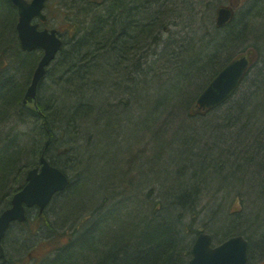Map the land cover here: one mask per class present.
I'll use <instances>...</instances> for the list:
<instances>
[{
  "label": "trees",
  "instance_id": "16d2710c",
  "mask_svg": "<svg viewBox=\"0 0 264 264\" xmlns=\"http://www.w3.org/2000/svg\"><path fill=\"white\" fill-rule=\"evenodd\" d=\"M57 1L52 10L56 11L57 17L54 18L57 19L58 15L62 17L57 28L64 37V44L56 59V71L57 73L59 71V75L56 76L58 77L56 79V91L59 92V104H53L49 101L47 106L46 101L40 99L39 109L43 114L41 111H35L29 104H22L20 96L23 93V86L15 83L13 76L6 77L5 85L3 84L0 88V138L6 134L7 140L10 135L6 130L8 124L17 121L16 119H19L20 116L23 118L22 120L19 119L18 124L28 126L27 132L23 133L22 137L28 136L29 131L32 130V137L29 140H21L20 135V138L14 136L13 140L16 142L13 147H7L13 142L9 140L7 146L5 145V148L0 149V212L9 206L7 204L11 203L12 195L24 185L27 170L38 166L43 154L53 165L60 167L67 174L69 165L74 168L77 167L79 170L84 169V173H90L94 170V160H97L96 155H92L90 150L96 151L98 147L103 150L101 152V158L104 157L102 161H110L109 166L112 161L114 164L117 163V167L113 171L108 170L102 178L97 180L99 184L105 182L103 185L105 186V194H102L105 197L100 196V200L107 202L108 193L113 195L117 186H121L119 189L117 188L120 193L116 195H123L122 199L118 200L119 203L124 204L126 196L129 195L140 202L139 207L131 215L132 220L127 222L122 219V214L116 210L117 208H114L113 214L110 213L108 216L98 215L100 218H97V214H94L96 218L88 220L81 227L82 230H78V238L72 240L44 264H50L56 258L59 262H53L55 264H73V260L76 262L77 256L79 257L81 251L86 247L80 243V238L83 237H88L90 241L87 246L91 248V262L88 260L87 264H188L192 256L194 242V238L189 237L188 230L195 234L201 231L194 227L200 214H206L207 217L215 208L218 210L215 212L219 213L221 210L224 212V203H220L221 207L217 204L208 207L209 205L205 206L204 200L207 196L208 198L213 196L214 200H218L221 196L228 195L227 188L223 187L222 184L232 180L236 181L240 188H245V193L238 191L244 200L247 197L250 199L252 197L255 200V206L251 211L252 219L250 217L246 219L242 216L244 211L227 214L224 212L226 220L222 226L215 227V224L211 228L214 240L221 242L235 234H243L249 241L250 261L253 259V252H256L260 259H264V151L258 147L264 144V55L261 61L254 60L243 82L229 100L213 109L202 112L194 111L197 98L208 82L228 61L244 52V47H232L231 43H233L235 35L239 34L243 37L252 28V23L249 20L252 7L247 6L239 14L236 13L228 24L222 27L217 25V28L214 27L216 31L223 30L221 31L224 32V35L222 34L223 40L215 44L214 41L211 42L213 52L205 61L197 63L198 66H193L197 61L194 58L192 60L184 57L179 58V61H182L185 67L187 66L184 71L190 67L193 72L188 73L186 71L184 73V80L192 79V89L188 95L181 98V104H178L180 110L176 107L177 115L186 112L189 119L202 118L210 128H215L217 126L216 121L226 117L223 120L226 123L219 122V131L229 132L235 128V132H229L230 134L225 140L220 138L218 148L211 147V149L209 145L205 144L206 147L202 148L204 155H202L195 150L198 141L190 140L185 134L181 139H178L171 133L172 127L171 139L168 136L164 138L163 134L162 137L165 142L159 147L155 141L156 147L153 148V151H159L155 156L157 158L152 159L151 157H134L133 150H131L137 144L139 135L145 134L144 122L138 124L137 138L130 137V141L136 143L130 148H126L125 141L120 143L115 138L117 131L114 129L116 125L113 124V121L118 115H115L114 109L118 106L128 108L133 99L130 94L141 91L139 90L141 82L137 78H133V73L136 75L140 73L141 77L145 76V72L142 73L140 70L129 72L135 59L133 51L140 53L143 43L147 47L161 44V30L168 27L170 21L183 16L184 10L188 11L189 2L195 4V7L200 11L199 14L206 11L204 18L207 19L208 17V23L209 21L212 22L213 19L210 15L211 10L214 9V0ZM165 3L169 4L165 6ZM172 4H175L177 8H173L174 6L170 8ZM216 7L215 9H218ZM14 9L16 8L10 0H0V52L5 54V52L11 51L14 53L13 63L22 72L24 71L25 77H27L37 62V57L34 55L36 51L25 52L22 50L18 36L15 35L14 25L18 19V13H14ZM237 22L240 24H236ZM216 38H220V36ZM12 44L13 47H9ZM225 48L231 49L220 55L219 51ZM199 53L202 54V52ZM115 57L124 58L125 63H122L129 64L130 67H124L125 65L117 63ZM127 76L129 80L126 78ZM130 76L132 77L130 78ZM249 77H251L249 85L253 91L247 90L242 93L243 83ZM7 80L13 83L11 89H8L7 83H5ZM156 81L159 83V79ZM180 82H183V79ZM168 83L173 85L171 82ZM111 84L124 90L113 93ZM135 85L139 89L136 87L131 92L132 89L130 88ZM162 91L165 93L163 97L170 98L165 87ZM240 93L241 95L238 97ZM139 99L145 98L142 99L139 96ZM172 99L170 98V101ZM221 109L223 112L213 114L215 111H221ZM254 117L259 119L258 122L253 121ZM71 118L73 124L69 122ZM125 119L129 120L126 117ZM93 122H99V127L94 129ZM76 123L88 124L92 132L91 134H85L82 131L72 133L75 134L76 139L79 141L82 139L84 141L82 143L85 144L82 146L81 152L76 153L75 161H71L72 159L69 161L65 158L67 161L63 160V162L59 157L55 159L54 157L51 158L50 155L48 156L47 153L51 151L53 145L56 146L61 141L59 129L63 132L70 125L76 127ZM32 125L34 128H31ZM239 125H241V132L236 131ZM133 127L135 126L133 125ZM190 129L184 128L185 133L187 134ZM196 130L200 129L197 128ZM127 131L124 132L126 137L129 135V130ZM146 133H154L153 136H150L154 141L157 129L152 130L148 127ZM223 136L226 137V134ZM230 139L233 142L229 145ZM155 140L157 139L155 138ZM213 145L216 146V144ZM86 146L88 148L84 149ZM71 147L69 146V149ZM110 148L113 150L120 149L118 158L112 156L113 152L108 155ZM122 152L123 156L127 157L125 160H120ZM60 155L63 158L65 154L61 153ZM161 158L162 161H160ZM154 159L155 165L149 166V162ZM146 160L148 162H145ZM164 160L166 163L163 165ZM89 161H91V168L87 170L82 165ZM126 161H129L131 165L127 166ZM137 162H142L147 167H151L147 168L148 174L143 176L141 169L143 165L140 166ZM124 165L126 170L123 168ZM153 167L158 169L157 172L154 171ZM23 168L27 170L25 169L26 172L20 176V171ZM128 170L133 177L128 176L126 180H123V173ZM135 174H138V179L134 177ZM207 181L210 184L216 183L211 189H217L214 192H217L218 195L211 190L207 191V189L202 188L201 184ZM217 182L220 183V186L217 185ZM98 183L94 185L97 188L96 193L99 189ZM145 184L153 186L149 187L150 185ZM136 185L139 186V190H135ZM71 187L72 181L55 198L66 193L65 191ZM148 187L149 189L146 190ZM75 191L77 193L78 190ZM218 191H223L222 195H219ZM229 197V195L226 196L227 199ZM143 205L146 207L141 208ZM122 207L118 206L120 211ZM46 212L47 210L40 213L36 209L34 213V209H29L28 219L20 225L26 228V233H31L36 229L37 232H34V235L37 234L38 236L41 235L40 232L45 230L44 234L47 235L48 233L52 237L58 233L57 221L61 220L60 222H62V219L65 221L68 216L76 220L86 217V215H82L83 212L78 215L76 210H68L64 212L62 219L56 221L48 219L47 221ZM115 214L118 215L119 221L114 217ZM253 218L256 222H253ZM121 220L125 224L122 226L124 228L120 230L118 226ZM20 236V243L21 240L23 243V236ZM73 247L74 249L79 248L78 254H76L77 251L75 254L72 253ZM63 255H67V258L63 259ZM80 262H83V259L80 258Z\"/></svg>",
  "mask_w": 264,
  "mask_h": 264
},
{
  "label": "rangeland",
  "instance_id": "374dc122",
  "mask_svg": "<svg viewBox=\"0 0 264 264\" xmlns=\"http://www.w3.org/2000/svg\"><path fill=\"white\" fill-rule=\"evenodd\" d=\"M56 2L58 1L57 0L49 1L48 6L45 9V13L48 15V20L45 23H43V26L53 28V27H57L58 23H61V19H62L61 15H58L57 19L54 18L57 17V15H56V11L52 10V7H55ZM213 2H214V9L211 10L210 16L212 17L214 23L217 22L218 9H215L217 5L227 6L233 4L235 7V11L238 14L243 10H245L247 6L252 7V11L250 12V16H249V20L252 23V28L250 29L248 36L245 38V41L243 42L244 45H242V47H244V51H246L247 48L248 49L251 48L255 50L256 51L255 59L261 61L262 56L264 55V53H261L264 52V0H214ZM167 4L169 3H165V6ZM172 7L175 9L177 8L175 4L170 5V8ZM196 8L197 7H195V4H190L189 2L188 11L184 10L183 16L178 17L173 21H170L168 27L161 30V38H162L161 44L150 45L149 47H147L146 44L143 43L140 49L141 50L140 53L133 51L135 59H134V63L132 64L133 65L132 67H130L129 64H123L125 63L124 58L115 57L117 63H120L121 65H125L124 67L127 66L130 67L129 72H132L134 70H140V72L142 73L145 72V76L142 77L140 73H138L137 75L136 73H133V78H137L141 82V84H140V89L136 85L132 86V88H130L132 89L131 92L135 90L136 87L141 91L140 92L138 91L134 94H130V97L132 96L133 99L129 107L126 108V107L118 106L115 107L114 109L115 115H118L117 118H115L113 121V124L116 125L114 129L117 131L115 138H117V141L120 143H123L125 141L124 145L126 146V148H130L134 144V142L130 141L131 139L130 137L132 136V138L134 137L137 138L138 133L136 132H137V128H139L138 124L144 122L143 130L145 131V134L142 136L139 135L138 142L136 141L137 144L135 143L136 145L134 144L135 145L134 148L131 149L133 150L134 157L140 156L144 158L151 157L152 159L157 158L155 156L157 155V152L159 150L157 152L153 151V148L156 147L155 141H157V147H159L165 142L164 139L165 137L168 136V138L170 137L169 139H171L172 135L170 134V131L172 127L173 129L171 133L175 137H178V139H181V137H183V135L185 134L186 136L189 137L190 140H195L196 142L198 141L195 150L202 155H204V150L202 151V148L204 149L206 147L204 146L205 144L209 145V148L211 147L218 148L217 145L220 144L219 142L220 138L221 140L223 139L225 140L227 138V135L230 134L229 132H235L234 131L235 128L229 132L219 131L220 125L218 124L219 122L221 123L224 122L223 120L226 119V117L224 119L218 118L219 120L216 121L217 128L216 127L210 128L208 124H205V121L202 120V118L189 119L186 115V112L184 114L180 113V115H177V108L179 109L178 104H181V98H184L186 95H188V93L192 89V79H189L188 81L184 80V73L186 71L188 73L193 72L190 67L186 71H184L187 68V66L185 67L183 62L179 61V58L180 57H184L186 59L190 58V60L194 58L197 61L196 62L194 61L195 63L193 64V66H198L197 63H199L200 61H205L208 58L209 54L213 52L211 42L214 41V44L217 42L218 43L222 42L223 40L222 34L224 35V32H221L223 30L216 31L215 29L212 28V26L208 24V20H209L208 17L207 19L204 18V12L206 14L207 13L206 11H203V14H199L200 11H198V8L197 9ZM13 11L14 13L17 12L16 9H14ZM236 24H240V23L237 22ZM14 29H15V25H14ZM216 36L217 37L220 36V38H216ZM233 46L234 45H232V47ZM9 47H13V44ZM229 49L226 48L223 50L221 49V51H219L220 55L227 53ZM35 51L36 53H34V55L37 57V62L33 67V71L31 72V74L27 77H25L24 71L22 72V70L18 69L17 65L13 63L15 59L14 53H12L11 51H7L5 52V54L0 52V62H2L0 64V88L3 86L6 76L13 71L12 73L14 74L13 77L15 78L14 79L15 83H18V85L22 84L23 86V93L20 96V100L22 104H24L23 98L25 97L27 88L29 87L31 80L33 78L34 70L38 64L39 59L42 56V49H37ZM199 52H202V54H200ZM180 54L181 55L184 54V55L181 56ZM54 64L55 62L49 67V70L46 76L41 81L37 91V99L39 100L42 99L44 102L46 101L47 106L49 101H51L53 104H59L58 102L59 92L56 91V82H57L56 79L58 78L56 76L59 75V71L57 73L56 68L54 70ZM253 72L254 70L252 71V73ZM131 77L132 76H130V78ZM126 78L129 80L128 76ZM154 79L155 81H152ZM158 79H159V83H157L156 81ZM182 79L183 82H180ZM168 82L173 83V85H170ZM5 83H7L8 89L12 88L13 83L11 81L7 80L5 81ZM250 83H251V77L246 79V81L243 83L244 86L242 88V93H244L247 90H249V92L253 91V88L251 87V85H249ZM111 87L113 93L124 90L121 89L120 87H114L112 84ZM164 87L167 93L170 94V98L172 99V97H175V99H172V101H170V98L166 99L165 97H163L165 93L163 91L161 92V90ZM158 90L160 91V93H158L159 92ZM240 95L241 93L238 94V97H240ZM139 96H141L142 99L143 97L145 99L140 100ZM33 102L34 101L32 99H29V102L27 104L31 105ZM221 112H223L222 109L219 112L215 111L213 114L216 115L217 113L219 114ZM125 117L129 118V120H126ZM22 118H23L22 116L19 117L20 120H22ZM19 119H16L17 121L11 122L10 124H8V126L6 125L7 126L6 130L9 132L10 135L7 137V140L5 138L6 134L4 135L3 138L2 137L0 138V140L5 138L2 142H0V149L2 147L5 148L9 140L13 142L12 144L10 143V145H8L7 147H13L14 143L16 142V140H13L14 136L15 137L17 136L18 138L21 137V140H29L30 137H32V130L29 131L28 136L22 137V134L27 132L28 126L18 124ZM258 120L259 119H257V117L256 118L254 117L253 121L258 122ZM173 124H175V126H173ZM133 125L136 128L133 127ZM148 127L149 129L152 130L154 128L157 129V135H156L157 137L156 136L154 137V141L150 137L153 136L154 133L153 134L146 133ZM31 128H34V125H32ZM184 128L185 129L191 128V129L190 131H187L186 134ZM197 128H199L200 130H196ZM240 128L241 125H239L238 128H236V131L239 132L241 130ZM127 130H129L128 137H126L124 134V132ZM163 134H164V138L162 137ZM224 134H226V137L223 136ZM59 135L61 141H59L58 145L56 146L53 145L51 151L47 153L48 156L50 155L51 158L54 157L55 159L59 157L60 159H62L61 161L65 160V158L69 161L70 159H72L71 161H75L76 153L81 152V150L83 149L82 146H85V144L82 143L84 141L82 139H80L79 141L76 138L71 139L72 133L70 132V127H68L63 132L59 129ZM256 135H258V133H256ZM155 138L157 140H155ZM231 139L230 141H228L229 145L231 144V142H233ZM213 144H216V146ZM68 145L70 147L72 146L73 148L71 147V149H69ZM87 148H88L87 146L84 147V149ZM102 151H103L102 148H98V147L96 151L90 150V152H92V155L95 154L97 158V160H94L93 162V166H94V170L92 167L93 172L84 173L83 172L84 169L79 170L77 169V167L74 168L72 165L68 166V175L71 178L72 187L69 188L67 191H65L66 193L64 194L62 193L58 195L57 198H55L52 201L50 206L47 208V212H46L47 221L48 219L50 221H54V220L56 221L60 218L62 219L64 212H67L68 210L70 211L76 210V213H78L79 215L83 211H85V208L87 207L86 204L94 202L93 199L96 196V189H97L96 186L94 185L98 183L97 180H99V178H102V176H104L108 170L113 171L114 168L117 167V163L114 164L113 161L111 162L112 164L110 166L108 165L110 164V161L108 160L102 161V159L104 158V157L101 158ZM112 152H113L112 156H116L118 158L119 153L121 151L120 149L113 150L112 148H110V150L108 151V155H110ZM61 153L65 154L63 158H61L60 155ZM71 153H73V155H71ZM121 156H123V152ZM147 160L145 162H148ZM154 161L155 159L150 161L149 166L152 165L154 166L155 165V163H153ZM160 161H162V158L160 159ZM156 162L158 163V160H156ZM137 163L140 164V166L143 165V167H141V169L143 170V176L144 174H148L147 168H151V167H147V165L143 164L142 162H137ZM165 163L166 161L164 160L163 165ZM126 165L129 166L131 165V163L129 161H126ZM82 167L89 170L91 168V161L84 163ZM123 168L124 170H126L125 165ZM25 169L26 168H23L20 171V176L21 174L26 172L27 169L26 170ZM153 169L156 172L158 170L156 167H153ZM120 170L123 171L122 168H120ZM123 174H124L123 180H126L127 177L130 176L129 170L127 172H124ZM155 175L157 174L155 173ZM134 177L137 178L139 176L138 174H135ZM225 183L226 184H222V185L223 187L227 188L228 195L230 196L229 199L226 198V196L228 195L221 196L220 199L218 200H214L213 196L210 198H208L207 196L204 200V203L206 204L205 206L209 205L208 207H211L214 204H217L220 205L221 207L220 203H224L223 208L226 214L244 211L242 216H244L246 219L248 217L252 219L251 211L255 206L254 204L255 200L252 199V197L250 199L247 196H246L247 198L244 200L241 193L238 191H242L243 193H245V188L244 189L240 188L237 185L236 181L232 180L229 183L227 182ZM215 184L216 183L210 184V182L207 181V182H203L201 185L203 189H207V191L211 190L212 192H214L215 190L217 191V189L214 190L211 188L214 187ZM97 185L100 188L101 186L105 185V182L103 183L101 182L100 184L98 183ZM145 185H150V184H145ZM217 185L220 186V183L217 182ZM151 186L153 185H150L149 187ZM149 187L146 190H148ZM75 190H78L77 193ZM222 192L223 191H218L219 195H222ZM214 193L217 194V192ZM121 196L122 195L119 196L108 195V198L110 199L106 202V205L110 209L117 208L116 210H118L120 214H122V219H124L127 222L129 220H132L131 215L135 212L136 209H138L140 202L134 199V197L128 195L125 198L126 200L124 204L123 203L121 204L118 201L122 199ZM215 201L217 202L215 203ZM118 206H123L121 211L118 208ZM145 207L143 205L141 208H145ZM215 210L218 211L217 208H215ZM215 210H213L208 214L209 217L208 216L206 217V214L203 213L200 214L199 215L200 217L195 221L194 227L200 230L208 231L210 233H213L211 228H213L212 226H214L215 224H216L215 227H221L222 223L225 222L224 220H226V216L222 210L219 211V213L215 212ZM35 212L36 210H34V213ZM98 215L102 216V214H97V218H100ZM94 217H95L94 215H91L89 219H94ZM119 220L120 219H118V221ZM60 221H57L58 224H56L58 233L55 236H52L51 233L52 237H50V234L48 233L47 235H45L44 234L45 230L43 232H40L41 235L37 236V234L34 235V232H37L36 229L31 231V233H26L27 232L25 230L26 228H23L18 223L13 224V226H11V228L9 229L3 240V244L6 251L5 255L7 258V262H5V264H44L46 261L53 258L59 250H62L72 240H74L76 237L78 238L79 236L78 230L79 231L82 230L81 227L86 223V221H84L83 219L76 220L71 216H68L67 219H65V221H63V219L62 222ZM253 222H256L254 218H253ZM124 224L125 222L121 220L119 222L118 228L121 230L122 228H124L122 227ZM194 234L195 233H191V231L188 230V235L190 238L195 239L197 233L195 235ZM20 235L23 236V243L22 240L20 243V239H21L19 238L21 237ZM80 243L84 244L86 247L81 251V255L83 256L81 255H79V257L77 256L76 262L75 260H73L72 262L73 264H80V263L87 264L88 260H90L91 262V257H90L91 248L87 246L88 244H90L89 238L88 237H83L82 239L80 238ZM71 251L74 254L77 251L76 254H78L80 250L79 248L74 249L73 247ZM253 254H254L253 259L250 262V264H259L262 259L258 257V254L256 252H253ZM62 258L66 259L67 255H63ZM80 258L83 259V262H80ZM56 259H53L55 261L51 260L52 262H50V264H55L53 262L56 261L59 262L58 258Z\"/></svg>",
  "mask_w": 264,
  "mask_h": 264
},
{
  "label": "water",
  "instance_id": "95a60500",
  "mask_svg": "<svg viewBox=\"0 0 264 264\" xmlns=\"http://www.w3.org/2000/svg\"><path fill=\"white\" fill-rule=\"evenodd\" d=\"M18 8L17 30L21 46L26 51L43 48L44 53L34 72L26 98H35L40 80L46 73V67L55 59L63 44L57 29L39 28L33 20L39 17L47 20L44 9L48 0H11ZM233 16L229 6L218 9V25L226 24ZM254 51H249L227 63L210 81L197 98L194 111L215 108L228 100L236 91L246 74ZM70 179L59 167L54 166L41 156L40 168H32L27 174V183L18 190L11 200V206L0 214V258L6 261L2 240L13 221L26 219V208L38 205L41 210L50 203L53 196L69 185ZM212 235L201 232L193 245V257L189 264H247L249 242L244 235H234L222 243L212 246ZM264 264V260L263 263Z\"/></svg>",
  "mask_w": 264,
  "mask_h": 264
},
{
  "label": "bare ground",
  "instance_id": "6f19581e",
  "mask_svg": "<svg viewBox=\"0 0 264 264\" xmlns=\"http://www.w3.org/2000/svg\"><path fill=\"white\" fill-rule=\"evenodd\" d=\"M11 1V0H10ZM11 3L15 6V4L11 1ZM15 8H16V10L18 11V8L15 6ZM47 18H48V15H47ZM17 22L18 21H16V23H15V35H16V37L18 36V39H19V42H20V38H19V34H18V30H17ZM210 26H212V28L214 29V27L215 28H217V26H216V24L214 23V21H212V22H209L208 23ZM242 35H235L234 37H233V39H234V41H233V43H231V45H234L236 48H238V47H240V46H242V45H244V41H245V38L248 36V33L245 35V36H243V37H241ZM217 37V36H216ZM62 40H63V44H64V37H62ZM63 44H62V46H63ZM20 46H21V42H20ZM61 46V47H62ZM61 47H60V49H61ZM60 49H59V51H58V53H57V55H56V57H55V59L51 62V64L49 65V66H47L46 67V73L44 74V76H43V78L46 76V74H47V72H48V70H49V67L56 61V59H57V56H58V54H59V52H60ZM36 57V56H35ZM41 59V58H40ZM40 59H39V61H40ZM39 61H38V63H39ZM37 66H38V64H37ZM37 66H36V68H37ZM36 68H35V70H36ZM55 68H57V61L55 62V64H54V70H55ZM35 70H34V72H35ZM13 72V71H12ZM12 72H10V74H8L6 77L8 78V77H10V76H14V74L12 73ZM33 76H34V73H33ZM43 78L40 80V82H39V84H38V88H39V85H40V83H41V81L43 80ZM33 79V78H32ZM32 81V80H31ZM31 84V83H30ZM30 86V85H29ZM38 88H37V91H38ZM27 90H28V88H27ZM37 91H36V97L35 98H26V93H27V91H26V93H25V97L23 98V103L24 104H27L28 102H29V99H32L34 102L30 105V107H32L35 111H37V112H40L41 110L39 109V99H37ZM41 113H42V111H41ZM43 114V113H42ZM72 118L70 119V123L71 124H73L72 122ZM77 124V123H76ZM93 124H94V129H96V128H98L99 127V122L98 123H96V122H93ZM78 131H82V132H84L85 134H91V132H92V129L89 127V125L88 124H85V123H81V125L78 123L77 124V126L75 127L74 125L72 126V125H70V132L71 133H75V132H78ZM137 133H138V131H137ZM75 134H72L71 135V139H74L75 137ZM48 143H49V141H48ZM259 147V149H261V150H263L264 151V144H262V146H258ZM127 157L126 156H122V158L120 157V159H122V160H125ZM117 159V158H116ZM130 177L132 178L133 177V175H131L130 174ZM105 186H101L99 189H98V192L96 193V196L94 197V202H92V203H89V204H86L87 205V207L85 208V211H83V214L82 215H86V217L84 218H80L81 220L83 219L84 221H86V222H88V220H90L89 218H90V216L91 215H94V214H102V215H105V216H108L110 213H112L115 209L114 208H109L107 205H106V202H102L101 200H100V196H102V194L104 195L105 194V188H104ZM121 187V186H120ZM120 187H118L117 186V188L119 189ZM116 188V190L113 192V195H117V194H119L120 193V191L118 190ZM125 189V188H124ZM139 190V186L138 185H136L135 186V190ZM121 190V189H120ZM109 194V193H108ZM109 195H111V194H109ZM128 196V195H127ZM121 197H123V195L121 196ZM147 198H149L148 196H147ZM110 198H108V200H109ZM90 210V211H89ZM113 214V213H112ZM117 220H118V215L117 214H115V216H114ZM3 261L2 260H0V264H4V263H2Z\"/></svg>",
  "mask_w": 264,
  "mask_h": 264
}]
</instances>
